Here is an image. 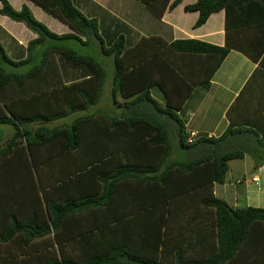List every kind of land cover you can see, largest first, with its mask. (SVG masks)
I'll return each instance as SVG.
<instances>
[{
	"label": "trees",
	"instance_id": "trees-1",
	"mask_svg": "<svg viewBox=\"0 0 264 264\" xmlns=\"http://www.w3.org/2000/svg\"><path fill=\"white\" fill-rule=\"evenodd\" d=\"M32 1L73 33L57 36L27 7L15 10L0 0L1 15L37 35L27 45V57L17 61L0 44V125L14 130L0 146V246L21 237L29 252L7 264H242L238 255L249 238L252 258L246 264H264V208L232 209L213 193V184L225 181L228 163L244 158L246 145L225 149L230 129L216 139L195 132L187 143L189 132L185 135L177 114L196 86L210 87L231 50L264 67V0H196L184 7L198 12L193 28L223 10V46L148 37L130 48L123 36L106 46L97 20L71 0ZM139 1L161 17L182 0ZM47 38L97 45L101 55L112 58L111 95L124 102L120 116L98 110L50 126L96 105L108 74L93 56L66 45L46 47L24 72L10 70L28 65L34 48ZM57 52L70 66L87 67L90 76L68 84L48 80L43 88L37 77ZM174 140L186 150L202 144L214 148L195 160L177 161L170 157ZM197 207L212 215L207 232L213 245L204 251L199 242L186 249L188 241L170 240L196 235ZM50 238L48 249L39 253L38 243Z\"/></svg>",
	"mask_w": 264,
	"mask_h": 264
},
{
	"label": "crops",
	"instance_id": "crops-1",
	"mask_svg": "<svg viewBox=\"0 0 264 264\" xmlns=\"http://www.w3.org/2000/svg\"><path fill=\"white\" fill-rule=\"evenodd\" d=\"M7 1L15 10H20L23 6L27 7L37 21L57 36L73 33L67 25L44 11L32 0ZM71 1L84 16L97 20L99 34L106 46L113 43L119 36L124 37L126 48L133 47L141 38L148 37H161L167 42L176 39H197L217 46L225 44L223 10L211 14L201 27L193 28L198 12L186 11L184 7L194 4L196 0H182L172 10H166L161 17L155 16L139 0ZM172 1L174 0H170ZM36 38L37 35L25 24L0 14V44L12 60L25 59L28 55L27 45ZM73 43L75 42L72 40L58 41L47 38L34 48L29 64L36 65L41 59L42 51L49 45L74 46ZM77 48L84 47L78 45ZM47 64L52 70L57 66L60 79L64 84L90 76L87 67H69L59 54L49 58ZM56 74L53 71L49 77L58 80ZM113 74L114 70L112 74L107 75L104 93L96 104V109L86 114H92L98 110H106L116 116L123 113L124 102L118 95L114 101L111 95ZM44 77H48L47 72H43L40 79ZM157 93L156 89L151 90V95L160 101L159 93ZM177 114L184 124L185 135L192 131L198 136L216 139L230 129L233 133L229 135L230 138L228 136L225 149L236 148L242 142L246 145L243 157H264V67L250 61L239 51L231 50L213 74L210 87L205 89L196 86ZM175 143L173 142L176 147L174 150L183 149L178 146L177 140ZM213 148V145L208 144H202L200 147L201 150L206 151V154H211ZM170 157H173V153ZM231 162L228 163L225 181L222 184H213L215 197L224 201L232 209L264 208V162L257 163L256 167L254 163L250 164L249 171L244 172L251 175L249 178L243 176V179L236 178L231 173ZM252 170L254 172H251ZM256 171L258 174L255 173ZM253 177H257L259 181L253 182ZM188 218L191 219L190 216ZM211 221V212L197 207L196 218L192 221V224L195 223L196 235H172L170 240L188 241L190 244L185 245L186 249L193 243L199 242L201 251H204L213 245L212 232H207ZM250 243L249 238L248 243L238 255L242 264L251 261L249 250L253 245ZM172 249V246L167 248V260L174 254Z\"/></svg>",
	"mask_w": 264,
	"mask_h": 264
},
{
	"label": "rangeland",
	"instance_id": "rangeland-1",
	"mask_svg": "<svg viewBox=\"0 0 264 264\" xmlns=\"http://www.w3.org/2000/svg\"><path fill=\"white\" fill-rule=\"evenodd\" d=\"M73 45L75 46L74 50H77V52H79L80 54H88L90 56H93L98 62L103 63L105 68H106L107 74H110V73L112 74V71L114 70V65H113L112 58L111 57H105L104 55H101L98 52L96 44H95L96 46L86 47V48H83V49H80V48L78 49L77 48L78 45H76V43H73ZM72 48H74V47H72ZM55 54L56 55L59 54L62 57V59L67 63V61H66V59H65L63 54H61L60 52H57ZM53 56H54V54L52 55V57ZM67 65L69 67H72V68L76 67V66H70L68 63H67ZM31 66H33V64H28V65H26L24 67H21L20 69H10V70L17 71V72H24L25 70L29 69ZM53 71L57 73L56 76L58 77V80H53V78L51 76L49 77V75H51L53 73ZM43 72H47L48 77L47 78L44 77V78L40 79V76L42 75ZM82 79H85V78H82ZM37 80H38L37 83H41V85H42V83H44L43 88H45L46 85H48V83H49V82H47L48 80L49 81H57V82H59V81H61L60 74H59V69H57V66H55V68H53V70H52V68L49 65H47L43 69L41 74L37 77ZM79 80H77V81H79ZM74 82H76V81H74ZM106 82H107V80H106ZM70 83H72V82H70ZM12 90L14 91V87L12 88ZM122 102H123V100H122ZM95 106L96 105L91 106L88 111L77 112V113L72 114L69 117H66V118L61 119V120L56 121V122H53L50 126L51 127H55V126H58V125L69 124L74 117L80 116V115H84V114H86V112L94 111L96 109ZM88 114H90V113H88ZM0 131L2 132V137L0 139V146H2L12 136V133H14V130L12 129L11 126L0 125ZM230 137L231 136H229V138ZM173 142H174V144H176L175 143L176 140H174ZM242 147H243V143L241 142V145L236 147V149H241ZM174 148H176V147H174ZM204 154H206V151L205 150H201L200 147L198 146V147H196V148H194L192 150H186V149H180L179 151L177 149L173 150V157L172 158L176 159L177 161H185L186 162V161H192V160H195L197 158H200ZM260 162H264V157H244L243 159H240L239 161L231 162V164H230L231 173H233V175L236 178L243 179V176L249 178L251 173L244 172V171H249L248 167L250 166V164H252V163H260ZM251 172H254V171L252 170ZM255 173H257V171ZM233 182H234V180H233ZM50 241H52L51 238H50V240L46 239L45 243L43 241L38 243L37 246H38V249H39V253L40 252H44L45 250L48 249ZM22 244H23L22 238L18 237V240L14 241V243L9 244V245L0 246V264H7V262L10 263V259H11V261H17V260H20L21 258L22 259L26 258V256L28 255L29 252H26L27 249H24L22 247ZM36 253L37 252H33L31 255L35 256ZM250 259H251V257H250Z\"/></svg>",
	"mask_w": 264,
	"mask_h": 264
},
{
	"label": "built area",
	"instance_id": "built-area-1",
	"mask_svg": "<svg viewBox=\"0 0 264 264\" xmlns=\"http://www.w3.org/2000/svg\"><path fill=\"white\" fill-rule=\"evenodd\" d=\"M195 136H196L195 132H189L188 137H187V143H192L195 139ZM252 181L257 183L259 180L257 177H253ZM237 182H239V181H237Z\"/></svg>",
	"mask_w": 264,
	"mask_h": 264
}]
</instances>
